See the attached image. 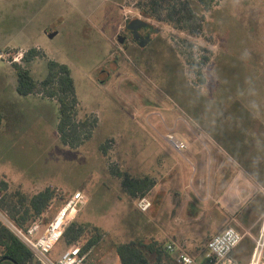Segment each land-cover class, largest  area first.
<instances>
[{"label": "rangeland", "instance_id": "1", "mask_svg": "<svg viewBox=\"0 0 264 264\" xmlns=\"http://www.w3.org/2000/svg\"><path fill=\"white\" fill-rule=\"evenodd\" d=\"M150 1L0 0V175L29 194L54 188L57 200L49 217L70 193L87 197L79 221L105 229L87 264H115L116 245L134 233V209L119 200L113 175L123 171L118 149L136 147L152 155L155 148H168L167 133L177 136L182 128L192 136L198 130L211 133L264 104V0H215L207 12L200 7L203 29L194 35L164 22L167 7L180 0H158L159 20L142 15ZM137 18L159 36L147 48L124 50L118 34ZM32 47L70 68L81 116L98 119L80 148L60 143L57 103L16 91L11 63L24 65L19 54ZM30 70L44 79L46 60L37 58ZM104 142L106 156L100 150ZM66 247L60 240L51 259ZM236 249L245 254L249 240Z\"/></svg>", "mask_w": 264, "mask_h": 264}, {"label": "crops", "instance_id": "2", "mask_svg": "<svg viewBox=\"0 0 264 264\" xmlns=\"http://www.w3.org/2000/svg\"><path fill=\"white\" fill-rule=\"evenodd\" d=\"M234 119L231 126L211 133L198 130L192 136L186 128L180 129L177 137L186 144L182 152L175 151L169 143L168 148H155L152 155L136 147L118 149L123 151L118 156L123 171L150 183L144 196L138 193L131 198L117 179L119 200L131 203L135 213L134 233L124 234L128 239L122 243L140 241L162 248L175 243L203 262L208 241L234 228L249 240V249L245 254L236 249L233 252L237 254L232 252L231 256L239 264L249 263L264 221V104ZM142 199L150 203L147 210L138 207ZM60 255L55 253L53 257ZM115 257V264H120L116 251ZM149 261L180 264L177 256L169 253L152 254Z\"/></svg>", "mask_w": 264, "mask_h": 264}, {"label": "trees", "instance_id": "3", "mask_svg": "<svg viewBox=\"0 0 264 264\" xmlns=\"http://www.w3.org/2000/svg\"><path fill=\"white\" fill-rule=\"evenodd\" d=\"M150 2L151 4H145L147 9H141L142 15L159 20L161 5L158 0ZM214 3L215 0H184L183 3L180 0L167 7L168 14L164 22L175 29L193 35L199 34L203 29L204 17L198 15V9L202 7L204 12L210 11ZM182 6L186 8L182 10ZM42 54L40 49L32 47L21 58L24 65L11 63L17 76L16 91L23 97L40 96L55 101L59 107L57 134L60 143L71 149L80 148L92 138L98 119L87 113L81 116L82 108L70 68ZM39 57L46 60L47 66V74L42 80L35 79L30 70V64ZM200 82L206 84L205 78L202 77ZM107 143L104 142L100 146L104 156L108 153ZM113 175L121 181L122 188L131 198L137 197L138 193L144 196L149 190L150 183L147 180L135 179L128 172L116 170ZM75 192L63 198L62 204ZM56 193L54 188L45 187L34 194H29L21 185L14 184L0 175V209L22 229H27L34 221L44 218L49 213L54 201L57 200ZM44 221H48V218ZM102 231L100 227L80 222L77 216L65 229L62 240L67 247L78 245L81 253L87 254L101 242ZM115 251L120 264H150L149 257L152 254L167 253L165 248L140 241L118 244ZM1 260L3 261L0 264H30L33 255L7 227L0 223Z\"/></svg>", "mask_w": 264, "mask_h": 264}, {"label": "built area", "instance_id": "4", "mask_svg": "<svg viewBox=\"0 0 264 264\" xmlns=\"http://www.w3.org/2000/svg\"><path fill=\"white\" fill-rule=\"evenodd\" d=\"M19 55L18 61L21 60L23 53ZM166 140L177 152L186 149L185 142L174 133H168ZM87 203V197L82 192L77 191L54 214L49 217V213H47L44 218L34 221L27 229L20 228L1 209L0 223L7 227L31 251L33 261L30 264H86L88 253L82 254L78 245L67 247L56 259H51L50 254L58 242L62 240L65 229ZM149 206L150 203L145 199L138 202V207L141 210H147ZM45 218H48V221L45 222ZM243 239L244 236L240 232L234 228H227L208 241L203 262L195 260L186 253L183 247H179L175 243H170L165 249L170 255L177 256L180 264H239L231 255ZM248 264H264V221L259 236L255 240V247Z\"/></svg>", "mask_w": 264, "mask_h": 264}, {"label": "flooded vegetation", "instance_id": "5", "mask_svg": "<svg viewBox=\"0 0 264 264\" xmlns=\"http://www.w3.org/2000/svg\"><path fill=\"white\" fill-rule=\"evenodd\" d=\"M129 22H127L124 27L122 28V31L118 34V40L119 36H123V42L121 45L123 46L124 50H128L130 48H147L154 39L159 36V30L155 28L152 24H149L146 27H142L138 29L139 39H134V31L127 28L129 25ZM146 40H149L148 42ZM141 45H144L143 47Z\"/></svg>", "mask_w": 264, "mask_h": 264}, {"label": "water", "instance_id": "6", "mask_svg": "<svg viewBox=\"0 0 264 264\" xmlns=\"http://www.w3.org/2000/svg\"><path fill=\"white\" fill-rule=\"evenodd\" d=\"M148 25H149V24H148L147 22H145V21H143V20L137 18V19L132 20V21L129 23V25L127 26V28L130 29V30H133V31H134V39H135V40H138V39H139L138 29H140V28H142V27H146V26H148ZM52 36H53V34H50V37H52ZM146 41L148 42L149 40H146ZM119 42H120V43L123 42V36H119ZM141 46L143 47L144 45H141ZM3 260H4V259H3ZM3 260H1L0 263H1Z\"/></svg>", "mask_w": 264, "mask_h": 264}]
</instances>
